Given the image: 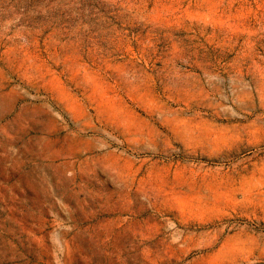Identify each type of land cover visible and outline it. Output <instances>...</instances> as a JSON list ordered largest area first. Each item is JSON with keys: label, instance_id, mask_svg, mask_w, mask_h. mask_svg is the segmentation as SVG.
<instances>
[{"label": "rangeland", "instance_id": "obj_1", "mask_svg": "<svg viewBox=\"0 0 264 264\" xmlns=\"http://www.w3.org/2000/svg\"><path fill=\"white\" fill-rule=\"evenodd\" d=\"M0 264H264V0H0Z\"/></svg>", "mask_w": 264, "mask_h": 264}]
</instances>
